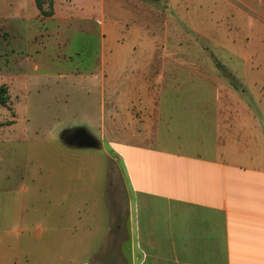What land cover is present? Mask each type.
Returning <instances> with one entry per match:
<instances>
[{
	"label": "rangeland",
	"instance_id": "374dc122",
	"mask_svg": "<svg viewBox=\"0 0 264 264\" xmlns=\"http://www.w3.org/2000/svg\"><path fill=\"white\" fill-rule=\"evenodd\" d=\"M210 6L206 0H41L40 9L35 0H0V264H126L130 258L124 149L115 154L94 127L102 82L90 76L100 74V29L110 18L137 36L127 38L135 51L125 52L126 60L155 64L162 54L152 52V43L162 45L180 62L229 79L264 124V84L257 99L222 64L239 55L242 64L258 63L264 79V36L249 28L231 52L221 6ZM77 128L100 148L68 146L63 138Z\"/></svg>",
	"mask_w": 264,
	"mask_h": 264
},
{
	"label": "crops",
	"instance_id": "0c3cea01",
	"mask_svg": "<svg viewBox=\"0 0 264 264\" xmlns=\"http://www.w3.org/2000/svg\"><path fill=\"white\" fill-rule=\"evenodd\" d=\"M206 4L221 6L231 52L249 28L264 36V0ZM123 27L110 18L100 29V74L90 77L102 82L94 127L115 154L124 149L126 264H264V124L229 79L162 45L152 43L155 64L126 60L135 46ZM239 59L223 67L259 99L261 66Z\"/></svg>",
	"mask_w": 264,
	"mask_h": 264
},
{
	"label": "water",
	"instance_id": "95a60500",
	"mask_svg": "<svg viewBox=\"0 0 264 264\" xmlns=\"http://www.w3.org/2000/svg\"><path fill=\"white\" fill-rule=\"evenodd\" d=\"M64 142L77 149H95L100 148L99 142L83 128H77L71 132H67L63 138Z\"/></svg>",
	"mask_w": 264,
	"mask_h": 264
},
{
	"label": "trees",
	"instance_id": "16d2710c",
	"mask_svg": "<svg viewBox=\"0 0 264 264\" xmlns=\"http://www.w3.org/2000/svg\"><path fill=\"white\" fill-rule=\"evenodd\" d=\"M35 1H36V4H37L38 8L42 9L41 8V0H35Z\"/></svg>",
	"mask_w": 264,
	"mask_h": 264
}]
</instances>
